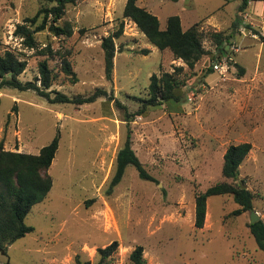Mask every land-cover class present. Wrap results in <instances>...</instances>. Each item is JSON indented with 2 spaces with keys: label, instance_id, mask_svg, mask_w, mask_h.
I'll use <instances>...</instances> for the list:
<instances>
[{
  "label": "rangeland",
  "instance_id": "1",
  "mask_svg": "<svg viewBox=\"0 0 264 264\" xmlns=\"http://www.w3.org/2000/svg\"><path fill=\"white\" fill-rule=\"evenodd\" d=\"M126 1L77 0L58 23L69 22L72 36L55 37L44 30L35 34L36 48L28 49L14 35L16 26L52 5L0 0V53L9 51L26 62L21 82L34 81L38 63L46 60L54 76L49 91L72 98L99 88L115 98L74 106L49 104L33 91L0 89L4 150L37 155L59 135L47 172L52 188L25 218L34 231L0 253V264H97V250L112 242L118 249L108 264H132L129 257L137 246L143 248L145 264H264V252L248 229L250 213L230 216L238 209L232 196L210 197L203 228L194 227L195 193L221 182L249 190L254 195L252 211L264 223V0H249L241 15L235 0H138V7L157 17L160 29L170 16L180 18L183 31L197 27L205 55L192 70L168 50L151 46L135 24L122 17ZM120 22L124 28L114 41L109 82L100 44ZM211 33L230 37L224 53ZM46 47L53 57L39 55ZM64 52L77 78L74 84L61 71L59 56ZM226 54H233L236 64L221 78L211 65ZM178 67L187 79L178 93L180 101L149 108L127 124L125 114H134L139 100L148 97L149 78ZM128 128L132 149L155 182L141 180L128 166L109 192ZM241 143L252 149L237 181L225 180L223 155Z\"/></svg>",
  "mask_w": 264,
  "mask_h": 264
},
{
  "label": "trees",
  "instance_id": "2",
  "mask_svg": "<svg viewBox=\"0 0 264 264\" xmlns=\"http://www.w3.org/2000/svg\"><path fill=\"white\" fill-rule=\"evenodd\" d=\"M42 1L52 6L40 9L33 18L25 19V24L17 25L14 31V35L22 39V43L28 49L36 48L35 34L44 30H47L55 37L64 38H70L73 33V28L69 22L63 25L58 23L63 18L66 7L74 5L77 0ZM172 1L177 2L178 0ZM235 1L239 2L238 15L243 14L248 7L249 0ZM137 2L138 0H127L122 17L134 23L151 46L159 51L168 50L176 60H181L189 70H192L195 64L205 55V50L202 46L203 36L197 27L192 26L183 31L180 18L178 16H170L166 19L165 28L160 29L157 17L138 7ZM41 15L40 23L36 24ZM239 25L240 19L233 24V31ZM123 28V22H120L113 33L101 40L100 46L104 57V77L109 82L113 74L114 41L122 36ZM209 36L223 53L225 52L224 43L230 45L228 42L230 37H224L222 33H211ZM144 53L146 55L148 51L144 50ZM39 55L53 57L54 52L49 47H46L40 51ZM68 58V52L60 54L61 71L74 84L77 82V78L71 69ZM25 69L26 62L18 56L9 51L0 53V89L9 88L19 92L33 91L49 104L83 106L92 104L101 98L115 101L112 93L99 88L87 96H75L72 98L59 92L49 91L54 81V76L46 60L38 63V77L34 78V81L23 83L19 80V76L23 74ZM182 72L183 68L178 67L171 74L164 73L160 77L152 75L149 78L148 97L139 100L141 103L139 110L131 115L126 113L124 121L129 124L134 117L143 115L149 108L158 107L163 103L179 102L181 96L178 93L187 80L182 76ZM207 72L210 74L212 70L208 69ZM239 73L242 75L244 71L239 68ZM37 82H39V86ZM115 103L116 106L125 109L119 102ZM58 145V133L48 145L40 149L37 155L6 151L3 149L2 143H0L1 254H6L10 245L34 231L32 227L25 224V218L33 206L44 201L52 188V179L47 172L58 150ZM251 149L252 147L249 143L229 146L223 155L221 177L225 180L236 182L239 176V167L247 158ZM128 166L136 170L141 180L155 182V179L146 172L132 149L131 130L129 128L127 129L124 144L116 156L115 172L109 184V192L120 183ZM214 196H232L234 203L238 205V209L233 211L230 216L238 217L253 210L254 195L249 190L241 188V185L221 182L207 188L205 191L195 193L194 227L196 229L203 228L207 211V200ZM248 229L258 249L264 252L263 221L259 220L253 224H248ZM117 249V242H112L109 246L98 249L97 264H108ZM142 255L143 248L137 246L130 254L129 259L132 264H145ZM76 264L81 263L76 261Z\"/></svg>",
  "mask_w": 264,
  "mask_h": 264
},
{
  "label": "built area",
  "instance_id": "3",
  "mask_svg": "<svg viewBox=\"0 0 264 264\" xmlns=\"http://www.w3.org/2000/svg\"><path fill=\"white\" fill-rule=\"evenodd\" d=\"M264 38V34H262ZM231 51L233 53H237V48L232 47ZM236 64L235 58L233 54H226L218 57L211 65L213 72L217 73L221 78H224L229 74L231 70L234 69ZM191 100V98H189Z\"/></svg>",
  "mask_w": 264,
  "mask_h": 264
},
{
  "label": "water",
  "instance_id": "4",
  "mask_svg": "<svg viewBox=\"0 0 264 264\" xmlns=\"http://www.w3.org/2000/svg\"><path fill=\"white\" fill-rule=\"evenodd\" d=\"M241 188H245V187L241 185ZM259 220H260L259 216L255 212L251 211L249 224H253Z\"/></svg>",
  "mask_w": 264,
  "mask_h": 264
}]
</instances>
